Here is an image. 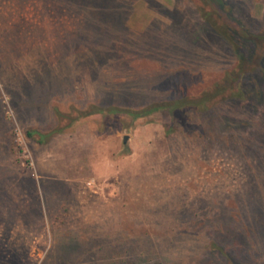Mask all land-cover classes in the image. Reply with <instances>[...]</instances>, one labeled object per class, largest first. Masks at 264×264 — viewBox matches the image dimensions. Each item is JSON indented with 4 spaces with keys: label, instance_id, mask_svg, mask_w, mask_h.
Returning <instances> with one entry per match:
<instances>
[{
    "label": "rangeland",
    "instance_id": "1",
    "mask_svg": "<svg viewBox=\"0 0 264 264\" xmlns=\"http://www.w3.org/2000/svg\"><path fill=\"white\" fill-rule=\"evenodd\" d=\"M226 1L264 28V0ZM204 26L195 0H0V264H228L209 246L218 215L264 258V95L73 122L223 77V39L180 41Z\"/></svg>",
    "mask_w": 264,
    "mask_h": 264
},
{
    "label": "trees",
    "instance_id": "2",
    "mask_svg": "<svg viewBox=\"0 0 264 264\" xmlns=\"http://www.w3.org/2000/svg\"><path fill=\"white\" fill-rule=\"evenodd\" d=\"M195 2L200 18L206 26L200 27L189 38L185 39L187 34H183L180 41L182 42L183 40L184 47L192 49V46L197 44L202 35L206 31L211 30L215 35L223 39L236 55L237 63L232 70L225 72L223 77L217 79L196 95H188L180 99L156 101L141 108H131L117 104L106 105L103 103H100V106L90 105L88 109L80 111V117L73 119V122L76 123L81 118L93 114H100L103 118L124 117L135 121L159 112L174 114L188 110L208 111L213 106L230 99L242 101L249 100L250 98L262 99L264 95L262 87L264 83H261L264 80V28L260 31H254L245 25L242 18L238 16L240 15L237 13L238 11L234 10L232 2L226 0L219 2H215L214 0H195ZM252 76H259V81H252ZM64 130L63 127L57 133H63ZM28 136L32 139L38 136L42 142L48 137L37 130L29 131ZM129 153L127 151L125 154ZM216 220L218 222L217 225L215 221L214 229V239L216 236V240H212L209 244L214 254L216 252L222 254L229 261L228 264H264V258L260 257L258 253L254 255L250 251V254L247 255L246 247L241 242V230L235 227L234 223L221 215H218ZM261 224L264 225V222L261 221ZM256 231L263 235L262 241L264 244V230L260 226ZM228 240L236 242H233L234 250L238 256L236 257L238 258L236 261H233L228 256V251L231 248ZM200 264L212 263L206 262Z\"/></svg>",
    "mask_w": 264,
    "mask_h": 264
},
{
    "label": "water",
    "instance_id": "3",
    "mask_svg": "<svg viewBox=\"0 0 264 264\" xmlns=\"http://www.w3.org/2000/svg\"><path fill=\"white\" fill-rule=\"evenodd\" d=\"M127 140H128V139H127V137H126V138H125V142H127Z\"/></svg>",
    "mask_w": 264,
    "mask_h": 264
}]
</instances>
